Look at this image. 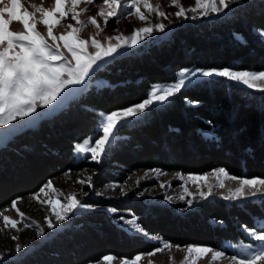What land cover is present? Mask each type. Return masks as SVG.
Segmentation results:
<instances>
[{"label": "trees", "instance_id": "trees-1", "mask_svg": "<svg viewBox=\"0 0 264 264\" xmlns=\"http://www.w3.org/2000/svg\"><path fill=\"white\" fill-rule=\"evenodd\" d=\"M185 67L264 70V0L178 24L164 37L113 56L94 71L85 91L0 144V209L50 178L87 165L97 188L142 168L200 173L224 167L237 176L264 177V91L224 76L183 86L169 101L119 124L98 161H76V144L98 132L102 113L143 101L154 83L172 81ZM89 201L129 208L149 233L179 244L218 247L226 238L244 236V226H256V218L264 217V206L255 200L228 203L213 197L192 207L141 198ZM156 247L106 209H92L75 214L23 256L0 264H88L107 254L131 258Z\"/></svg>", "mask_w": 264, "mask_h": 264}, {"label": "rangeland", "instance_id": "rangeland-1", "mask_svg": "<svg viewBox=\"0 0 264 264\" xmlns=\"http://www.w3.org/2000/svg\"><path fill=\"white\" fill-rule=\"evenodd\" d=\"M246 0H0V144L85 91L94 71L121 53L164 37L174 26L215 18ZM224 76L264 91V70L185 67L172 81L154 83L148 97L102 113L97 135L76 144V161H98L116 127L143 116L153 104L169 101L183 86ZM93 169L68 170L41 188L0 209V262L23 256L67 226L81 211L106 209L131 233L157 242L151 251L129 257L107 254L88 264H264V217L244 226V236L218 247L179 244L149 233L129 208L94 205L109 200L145 199L192 207L222 197L231 203L255 200L264 206V177L237 176L224 167L206 172L138 169L124 181L97 188Z\"/></svg>", "mask_w": 264, "mask_h": 264}]
</instances>
